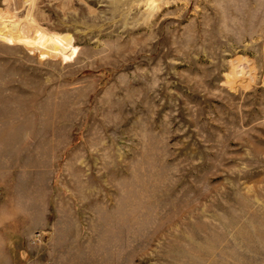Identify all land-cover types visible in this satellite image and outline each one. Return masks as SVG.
<instances>
[{
	"label": "rangeland",
	"instance_id": "obj_1",
	"mask_svg": "<svg viewBox=\"0 0 264 264\" xmlns=\"http://www.w3.org/2000/svg\"><path fill=\"white\" fill-rule=\"evenodd\" d=\"M12 207L27 263L264 264V0H0Z\"/></svg>",
	"mask_w": 264,
	"mask_h": 264
},
{
	"label": "crops",
	"instance_id": "obj_2",
	"mask_svg": "<svg viewBox=\"0 0 264 264\" xmlns=\"http://www.w3.org/2000/svg\"><path fill=\"white\" fill-rule=\"evenodd\" d=\"M34 227L30 214H22L21 209L15 212L14 208L2 209L0 211V264H32L22 260L21 253L12 251L7 238L13 232H18L17 236L24 232L23 228L32 229Z\"/></svg>",
	"mask_w": 264,
	"mask_h": 264
},
{
	"label": "bare ground",
	"instance_id": "obj_3",
	"mask_svg": "<svg viewBox=\"0 0 264 264\" xmlns=\"http://www.w3.org/2000/svg\"><path fill=\"white\" fill-rule=\"evenodd\" d=\"M42 39H38V42L41 43Z\"/></svg>",
	"mask_w": 264,
	"mask_h": 264
}]
</instances>
